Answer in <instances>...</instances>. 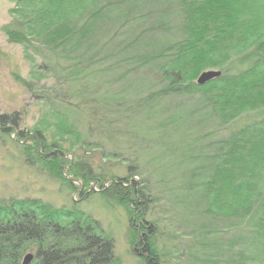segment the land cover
Returning <instances> with one entry per match:
<instances>
[{
	"label": "trees",
	"instance_id": "1",
	"mask_svg": "<svg viewBox=\"0 0 264 264\" xmlns=\"http://www.w3.org/2000/svg\"><path fill=\"white\" fill-rule=\"evenodd\" d=\"M9 1L8 43L53 80L24 84L45 108L32 130L21 128L20 113L0 112V136L14 138L25 162L75 191L67 169L86 190L81 200L94 183L121 204L144 264H163L168 247L157 239L171 249L180 230L190 264H264V0ZM206 69L220 76L199 86ZM139 118L188 127L185 171L155 180L148 163L130 166ZM66 137L82 156L66 158ZM96 157L102 165L93 167ZM105 163L125 174L105 172ZM158 195L167 208L158 211L161 226L151 217ZM27 253L30 264H120L113 241L83 212L0 200V264H22Z\"/></svg>",
	"mask_w": 264,
	"mask_h": 264
},
{
	"label": "rangeland",
	"instance_id": "2",
	"mask_svg": "<svg viewBox=\"0 0 264 264\" xmlns=\"http://www.w3.org/2000/svg\"><path fill=\"white\" fill-rule=\"evenodd\" d=\"M12 8L13 5L9 0H0V112L4 114L20 113L22 116L21 128L30 131L38 121L43 119L45 108L33 99V95L28 93L24 84H32L33 90V80L34 84H38L40 87L52 85L53 80L35 68L33 56L25 54L22 46L8 43L2 28L12 20L10 14ZM208 71L218 72L217 69H206L202 73ZM155 111H161L160 107ZM158 118V113L152 117L153 120H158ZM138 120L139 124L130 127L132 130L130 136L132 148L129 152L131 155L130 166L139 168L140 164L143 167V164L148 163L149 168L154 169L155 167V180L165 175H179L181 171H185L186 165L180 163L179 156L184 155L187 151L182 146V142L188 134V127L185 126L180 130L172 127L156 128L152 120L147 121L141 118ZM48 140L51 141V136H48ZM64 140L62 145L68 154L66 157L68 160L71 158L68 152L82 156V150H79L71 139L66 137ZM88 155L87 157L90 158L97 156L96 152ZM97 157L93 161L91 160L93 167L102 165V163H98ZM112 164L105 163L102 168L105 172L122 177L125 174L122 167L118 166L111 170ZM161 166L164 168H160ZM144 169L141 168L143 171ZM66 171L67 169L63 174L65 182L69 183L75 191L52 177L41 166L36 164L29 166L24 160L22 148L16 144L14 138L8 139L0 136V200L9 198L39 199L58 208L64 207L83 212L96 220L103 233L113 241L114 255L120 264H144L143 260L135 253L131 223L126 209L121 204L113 203L101 196L99 186L94 183H90L87 189L91 195L87 199L81 200L80 191H86L83 184L72 181L70 177H67ZM156 192L157 190H154L152 195H157ZM158 196L160 199L153 207L154 214L151 217L160 220L158 211L163 209L162 206L165 202L161 195ZM156 198L158 197L156 196ZM161 223L163 221L160 220L159 226ZM164 223L166 224V222ZM163 226L162 228H164ZM165 229L169 231L166 234L170 235L174 231L172 227H165ZM177 234L180 235V239L175 243L181 242V244L173 243L178 246L171 247L172 251L167 238L159 237L157 239L158 248L165 245L168 247L169 258H164L163 264H190L188 256L182 258L188 252L182 248L183 245L188 246L189 244L187 233L180 230L177 231Z\"/></svg>",
	"mask_w": 264,
	"mask_h": 264
},
{
	"label": "water",
	"instance_id": "3",
	"mask_svg": "<svg viewBox=\"0 0 264 264\" xmlns=\"http://www.w3.org/2000/svg\"><path fill=\"white\" fill-rule=\"evenodd\" d=\"M219 76H220V72H215V71L204 72L198 77L196 84L199 86H203ZM32 259L33 256L31 254H27L23 258L22 264H30Z\"/></svg>",
	"mask_w": 264,
	"mask_h": 264
}]
</instances>
